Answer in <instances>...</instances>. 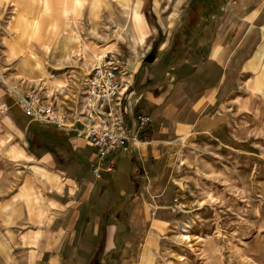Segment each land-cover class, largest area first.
<instances>
[{"label":"rangeland","instance_id":"374dc122","mask_svg":"<svg viewBox=\"0 0 264 264\" xmlns=\"http://www.w3.org/2000/svg\"><path fill=\"white\" fill-rule=\"evenodd\" d=\"M41 1L47 2L35 8L29 3L24 8L0 6L4 12L17 7L8 14L23 12L19 20L0 23V36H7L0 47L7 45L18 56L27 55L30 46L38 56V46L43 47L39 36L55 25L78 36L75 54L65 56L68 75L78 68L82 77L107 49L123 66L136 55H151L168 68L182 61L194 63L193 68L203 63L197 82L199 91L209 94L196 131L159 144L158 163H150V192L144 194L148 214L164 223L158 230H135L122 214L120 219L118 213L112 215L120 227L106 263L264 264V0H248L238 8H228L222 0H62L60 8ZM255 10L259 12L249 18ZM26 12L38 21L27 20ZM65 69L56 70L61 74ZM10 72L1 69L0 75L9 83L24 81L22 90L43 88L50 95L38 82L5 77ZM157 84L160 88L163 81ZM4 158L0 149V191L10 196L35 168L17 162L6 166ZM118 252L127 259L122 261Z\"/></svg>","mask_w":264,"mask_h":264},{"label":"crops","instance_id":"0c3cea01","mask_svg":"<svg viewBox=\"0 0 264 264\" xmlns=\"http://www.w3.org/2000/svg\"><path fill=\"white\" fill-rule=\"evenodd\" d=\"M14 1H3L0 6L9 4L24 8L29 3L36 5L35 8L45 3L40 0ZM49 1L60 8L62 0ZM224 3L228 8H238L246 5L248 0H222ZM16 8L9 7L8 11ZM259 10L248 17H253ZM8 11L0 10V23L19 20L23 15V12L17 15L8 14ZM26 14L27 20L38 21L37 17L30 18ZM53 27V31L39 36L43 47L38 46V56L30 46L26 47L27 55L20 53L18 56L9 46L0 47V70H11L4 73L7 78L21 76L38 82L56 96L63 110L69 112L79 107L76 103L79 104L81 98L84 75L80 77L82 72L76 64L75 71L69 75L64 71L58 74L56 69L70 66L65 58L75 54L78 36L73 30L66 34L65 27ZM6 37L0 36V44ZM110 50L105 53H111L121 69L128 73L129 82L133 81L126 93L134 99L132 113L124 112L125 123L133 138L132 141L125 140L127 149L118 148L103 158L98 156L85 134L79 133L80 124L65 129L37 125L24 113L17 97L7 93L0 83V135L4 139L0 141V149L5 155V165L17 162L35 168V174H26V180L29 175L30 179L20 185L16 194L8 196L0 191L2 263L6 259L9 264H107L120 227L119 220L114 222L112 215L118 213L120 219L122 214L124 222L129 219L127 224L135 230L147 226L149 231L154 227L158 230L159 222L164 223L163 219L148 214L149 206L145 200L148 197L145 195L150 192L146 182L153 176L149 171L150 163H158L159 144L196 131L198 115L203 113L207 103L203 100L206 101L209 94L199 91L197 82L200 77L197 68L202 62L194 68V63L184 61L168 68L159 65L157 58L151 55H143L141 59L136 55L123 66ZM166 72H170V77ZM160 80L163 85L157 88ZM140 116L149 117V121L136 128L133 120ZM109 161L113 168L107 172L104 167ZM96 167H99L100 177L94 174ZM118 254L122 255V252ZM120 257L122 261L127 259L123 255Z\"/></svg>","mask_w":264,"mask_h":264},{"label":"built area","instance_id":"2783aa9c","mask_svg":"<svg viewBox=\"0 0 264 264\" xmlns=\"http://www.w3.org/2000/svg\"><path fill=\"white\" fill-rule=\"evenodd\" d=\"M67 71L66 68L64 72ZM128 78L119 61L111 53H105L84 74L78 109L69 112L63 110L54 94L50 96L42 90L31 89L24 93L19 90L17 100L24 113L32 119H40L59 129L80 124L79 133L85 134L98 156L103 158L118 148L127 149L125 140L132 138V131L124 119V112L132 113L134 101L133 96H126L130 85ZM0 83L7 93H16L14 84L7 85L1 77ZM133 121L136 128L137 125L142 127L149 117L140 116ZM112 168L113 163L109 161L104 170L108 172ZM93 171L96 177H100L99 167Z\"/></svg>","mask_w":264,"mask_h":264},{"label":"bare ground","instance_id":"6f19581e","mask_svg":"<svg viewBox=\"0 0 264 264\" xmlns=\"http://www.w3.org/2000/svg\"><path fill=\"white\" fill-rule=\"evenodd\" d=\"M181 0H177V4L180 2ZM47 2V1H46ZM45 2V3H46ZM71 2V1H70ZM81 3L79 0H77L76 1V3ZM83 2V1H82ZM67 3V2H66ZM50 4V3H49ZM68 5H69V3H68ZM57 6H59V5H57ZM66 6V5H65ZM180 6V5H179ZM66 9V8H65ZM71 10V9H70ZM70 10H69V12H70ZM45 11V10H44ZM44 13V12H43ZM169 18H170V21L175 17V13H172L170 16H168ZM134 18L138 21L139 19H141V16L139 15V13H134ZM71 22V21H70ZM171 26V23H169L168 24V28ZM139 27V26H138ZM54 30V29H53ZM47 31V30H46ZM70 34H71V32H70ZM73 35V34H72ZM34 36V35H33ZM37 39H39V38H37ZM34 40V39H33ZM37 41V40H36ZM44 41H45V39H44ZM35 42V41H34ZM43 42V41H42ZM44 43V42H43ZM89 43V42H88ZM87 43V44H88ZM37 44V43H36ZM82 50V49H81ZM94 51V50H93ZM97 53V52H96ZM95 54V53H94ZM82 57V56H81ZM84 59V58H83ZM97 59V58H96ZM255 64H254V60H253V63L251 64V66H254ZM61 66V65H60ZM59 68H63V67H59ZM0 77H1V79H2V82H4V83H6L7 85H10V84H14V86H16L17 87V89H16V93H14V94H11V95H14L15 97H17V95H18V91L20 90V92H22V93H24L26 90H37V91H39V90H42L41 88H39V89H35V88H31V89H25V90H22L21 89V84L24 82H22V83H20L19 84V82H12V83H9V82H7V81H5L4 79H3V77L0 75ZM43 91H45V89L43 90ZM45 94V93H44ZM51 95H53V93L52 92H50V96ZM58 103H60L61 104V102L60 101H58ZM77 105H79L78 103H76V106ZM79 107H80V105H79ZM78 107V108H79ZM60 109V108H59ZM61 111H62V109H60ZM68 118H70L69 116H68ZM133 138V137H132ZM132 138H130L131 139V141H132ZM130 139H128V140H130ZM191 239V238H190ZM178 260H179V258H178Z\"/></svg>","mask_w":264,"mask_h":264}]
</instances>
